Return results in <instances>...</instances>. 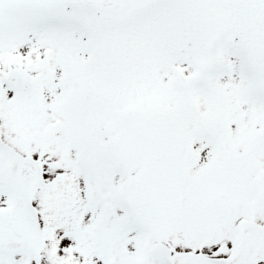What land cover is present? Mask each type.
Here are the masks:
<instances>
[{"label": "snow or ice", "instance_id": "obj_1", "mask_svg": "<svg viewBox=\"0 0 264 264\" xmlns=\"http://www.w3.org/2000/svg\"><path fill=\"white\" fill-rule=\"evenodd\" d=\"M0 264H264V0H0Z\"/></svg>", "mask_w": 264, "mask_h": 264}]
</instances>
